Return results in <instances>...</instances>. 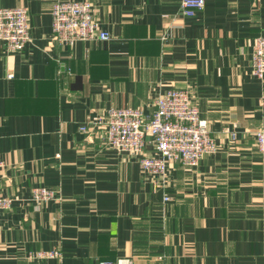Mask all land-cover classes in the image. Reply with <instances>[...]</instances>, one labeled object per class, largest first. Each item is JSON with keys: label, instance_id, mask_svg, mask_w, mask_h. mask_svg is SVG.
<instances>
[{"label": "crops", "instance_id": "crops-1", "mask_svg": "<svg viewBox=\"0 0 264 264\" xmlns=\"http://www.w3.org/2000/svg\"><path fill=\"white\" fill-rule=\"evenodd\" d=\"M90 1L111 38L66 44L52 37L53 0H0L25 6L30 26L22 50L0 41V194L18 197L0 213V264H264V77L251 73L264 0H205L193 16L180 0ZM169 88L188 89L217 143L196 166L148 174L100 125L79 129L109 107L148 112ZM35 185L59 198L37 207Z\"/></svg>", "mask_w": 264, "mask_h": 264}, {"label": "built area", "instance_id": "built-area-1", "mask_svg": "<svg viewBox=\"0 0 264 264\" xmlns=\"http://www.w3.org/2000/svg\"><path fill=\"white\" fill-rule=\"evenodd\" d=\"M205 0H180L179 10L193 16L204 6ZM52 37L55 41L72 44L77 40H108L111 34L99 28L93 16L90 0H53L51 7ZM30 40L28 10L25 6L0 7V41L10 52L23 49ZM251 73L264 77V35H256L251 55ZM10 76L11 73H8ZM264 101V94L262 95ZM153 108L146 112L141 107H109L104 119L83 123L79 129L89 132L102 127L103 143L117 152L139 154L143 172L164 177L170 161L196 166L200 158L212 153L217 143L211 135L207 120L199 113L197 104L186 88H169L153 100ZM100 125V126H99ZM234 135H232L233 137ZM255 148L264 160V119L254 131ZM150 149L149 153H145ZM3 165L0 162V167ZM56 188L35 185L30 199L38 203L59 198ZM168 199L167 195L163 196ZM18 197L0 194V213L10 209ZM60 251L38 249L28 251V259L56 257ZM97 264H133L132 257L120 256L113 260L99 259Z\"/></svg>", "mask_w": 264, "mask_h": 264}]
</instances>
